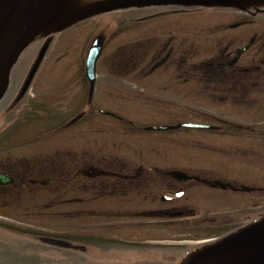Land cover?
<instances>
[{"label": "flooded vegetation", "instance_id": "af4514ba", "mask_svg": "<svg viewBox=\"0 0 264 264\" xmlns=\"http://www.w3.org/2000/svg\"><path fill=\"white\" fill-rule=\"evenodd\" d=\"M201 10L173 7L131 17V45L123 46L127 44L121 41L103 59L118 75L97 77L122 78L110 90L114 96L108 92L100 98H116L119 107L96 104L99 82L93 90L96 94L79 100L86 82L81 75L64 82L32 78L31 90L51 82L50 94L35 100L29 90L19 93L23 78H11L10 91L0 102L2 204L11 206V196L28 195L31 200L25 210L37 215L47 210L54 214L69 210L70 217L108 215L112 221L119 218L115 226L120 233L123 218L144 211H155L151 221L158 229L189 226L218 233L260 217L264 213V8L217 9L211 26L188 28L187 15ZM162 15L179 18L167 27L151 26L149 20ZM118 34L122 31L113 36ZM103 37L104 50L109 38L104 32ZM140 102L173 114L134 121L120 110L134 111ZM52 106L54 110H45ZM90 116L98 118L94 128L98 132L113 123L143 130L171 126L150 138L160 142L166 153L157 159L150 152L152 146L143 154L136 145L126 154L129 146L121 141L95 150L94 145H69L74 136H87ZM184 122L207 127H182ZM171 147L180 148V154H169ZM96 196L109 199L99 203L105 205L100 210L91 206ZM243 203L250 206L231 205ZM84 217L86 229L90 218ZM151 221L126 222L123 227L148 228Z\"/></svg>", "mask_w": 264, "mask_h": 264}, {"label": "rangeland", "instance_id": "374dc122", "mask_svg": "<svg viewBox=\"0 0 264 264\" xmlns=\"http://www.w3.org/2000/svg\"><path fill=\"white\" fill-rule=\"evenodd\" d=\"M196 16L197 17L188 16L187 23L190 28L207 27L209 26V24L212 23L211 19L209 18L211 16L213 17V15L197 14ZM202 16H210V17H202ZM102 18H99V19L96 18L92 20V22H89V23L86 22V23L71 27L68 30H66L64 33H62L60 36L56 37L52 47L50 48L48 52L47 58L44 60L35 78L39 80L52 78V79L57 80L58 82H64L65 80H71V78H73V75L77 69L78 58H79V62L83 61V57L87 50L86 49L87 44L91 38V32L93 33L98 28H102L104 24L106 23L105 18L108 19L107 16H104L103 19ZM173 19L175 20V18L164 16L160 18H153L149 21L151 23V26L155 25L156 28L158 29V28L169 26ZM213 19L216 20V18H213ZM132 25H133L132 23L131 24H127V23L121 24L120 28L122 29H119V30L122 31V34L116 35L114 39L111 41L110 39L113 35H111V37L109 38V42L107 43L104 49L103 56L99 63V76L118 75L117 73H115L112 66L103 64V59H104V56L108 52L110 53L116 48V46L120 42L122 35L126 36L125 38L127 40L125 41L126 42L125 44L127 45H123V46L131 45L129 44V42H132L133 40L132 35H131V32L133 30ZM29 56L30 54L28 53L22 54L18 62H16V64L12 68L11 78H21L28 64L27 61L29 59ZM54 60L58 66L54 64ZM68 66H70V69L67 73ZM53 70L63 71V73L62 72L57 73L56 71H53ZM126 79H132V78H126ZM121 81H122V78H98L99 86L97 90L98 91L97 96L99 98L96 101V104L98 105L103 104V105L110 106V107H119L120 102L116 98H113V97L107 98L105 101H102L100 98H105V95H107L108 92H113L110 90H113L115 88L114 86H116L117 83L118 82L120 83ZM48 85L49 84L46 83L40 88H37L35 86L32 87L31 92L33 94L34 100L37 98V96L43 99L44 96L46 98L50 94L51 91L47 88ZM82 98H83V93H80L78 99L82 100ZM45 110H54V107L53 106L46 107ZM120 110L124 114L126 113L130 118H133L136 115L139 116L136 118L139 119L140 121L142 120L147 121L151 117H154V118L167 117L170 114H173L172 112H169L166 109L154 108L149 103H144V102L138 103V107H136L134 111L131 109H126V108H120ZM178 115H185V114L182 113ZM47 118L48 117H45V115L43 116V120ZM97 119L98 118L90 116L87 118V121L90 122L91 126H94L97 123L96 122ZM26 121L27 120H25L21 125H25ZM52 122H53V118L49 120V123H52ZM120 126L117 124H113L112 126H110L111 129L107 132V138L117 139V140H114L115 142L117 141L124 142L126 146H129L130 154L132 153L133 147L136 148V145L140 148L146 147L147 149L150 148V146H152V149H153V152L155 153L156 158L162 159V157H160V155L157 154V151L159 149H156V148L161 147L162 145L158 141L152 142L150 140V134H143L140 136H136V138L139 137L138 141L133 140L135 138L134 134L131 133L130 131H122ZM108 133H110L111 135ZM108 142L110 141L109 140L106 141L101 134H95L92 136L90 134L89 136L85 135L81 137L76 135L72 138V141H67V143L71 146H81L82 148H86L89 145H94L92 146L93 150H95L96 147H101L102 144H109ZM131 146H132V149H130ZM154 149L156 150L154 151ZM123 153H126V152L123 151ZM67 186H71V185L67 184ZM71 196H72L71 194H67L65 197H71ZM236 199L237 198H234V200ZM231 205L233 206L232 208L234 209L235 208L240 209V207L242 208L244 206H247V207L250 206L248 203L247 204L243 203L240 206H236L235 204H231ZM212 207L215 208V206H212ZM213 208L211 210H213ZM60 209L61 208L59 207L58 210ZM19 211H23V209L10 207V206L0 207V222H3V223L5 222L6 224L8 223L9 226L10 225L17 226V228L19 227L31 228L30 230L34 232H40V233L45 232L46 234H53V232H60L59 231L60 227L63 224L77 223L81 221V219H77L71 222H67V219H61L59 221V225L55 224V226H53L49 224L50 223L49 221H51L49 219H51V217L48 218L47 216H45L47 218V222H44V225H40L38 224L37 220L31 219V218L22 219L18 217ZM47 211L48 212L46 213L50 214V210H47ZM123 222L126 223V219H124ZM104 223L106 224L103 225ZM117 223H118V220L112 221L111 219L108 220V218H105V221H104V220L95 219L91 217L90 221L85 224L86 229L89 231L88 236H90V234L92 233L102 236L107 231H109L110 228H112L111 229L112 232H109L108 234L114 235V236L111 238V240H109L106 237L107 242L101 243V244H94L88 240L83 241V242L79 241V242H82L87 248L89 245H92V246L90 247V250L84 257L82 258L79 257L75 259L74 262H69L63 259V254H59V256H62V257H59L56 254H54L56 252V248L54 249L50 248L48 245L42 242L38 243L34 240L30 241L29 239L25 237V235L23 236L18 233L6 232L5 229L0 227L1 228L0 230L3 229L2 231L4 232V233H0V264H4L2 263L3 261L2 259L5 260L6 258H8L11 261L14 260L12 264H21L16 260L18 258H26L24 261L26 260L28 261L29 259H33V261L41 260L39 264H76V263L77 264H103V263H107V261L110 260V257H113V261L117 263L126 258H136L139 260L134 262V264H138V263L141 264L140 262H143V263L148 262L147 264H158V263L177 264L176 260L172 262L164 261L167 263H163L160 257L171 255L173 254V251L177 255L181 254L182 253L181 251L175 250L176 248L173 247L174 245H179V243L174 242V241L178 239H182V237L183 239H189V236L187 235L183 236V233L182 234L177 233L176 231H170L168 229H154V227H148V228H143V229L137 228L135 230L130 229L129 231L124 232V233L123 231L126 230L127 228L123 227L122 233H120L121 229L115 230L116 227L115 228L111 227L112 225H116ZM0 225L2 224L0 223ZM193 231H194L193 232L194 234H197L200 232V231H197V229H193ZM83 235L86 236V233L84 232ZM115 239L119 240L120 243L119 242L114 243L113 240ZM181 244L184 245L186 243H181ZM164 245L171 246V247H169L167 250L161 247ZM98 246H101V247H98ZM4 247L13 249L11 251H14V253H21L24 255H21V254L13 255L12 254L10 256H14L16 259L9 258L7 257V255H9L10 253L6 251L1 252V249ZM145 257H153L157 260L154 261L153 263H150L148 259H144ZM7 263H10V262H7ZM128 263L129 261H126V262L124 261L118 264H128ZM112 264H116V263H112Z\"/></svg>", "mask_w": 264, "mask_h": 264}, {"label": "water", "instance_id": "95a60500", "mask_svg": "<svg viewBox=\"0 0 264 264\" xmlns=\"http://www.w3.org/2000/svg\"><path fill=\"white\" fill-rule=\"evenodd\" d=\"M232 2L233 0H106L97 5L83 6L77 4V0H0V98L6 90L9 71L22 49L38 35L60 29L78 18L108 10L146 5L209 6ZM99 46V42L93 43L88 54L86 67L90 80L94 77ZM44 50L45 47L39 53L28 78H32ZM184 263L264 264V216L188 255Z\"/></svg>", "mask_w": 264, "mask_h": 264}, {"label": "bare ground", "instance_id": "6f19581e", "mask_svg": "<svg viewBox=\"0 0 264 264\" xmlns=\"http://www.w3.org/2000/svg\"><path fill=\"white\" fill-rule=\"evenodd\" d=\"M80 1H84V0H80Z\"/></svg>", "mask_w": 264, "mask_h": 264}]
</instances>
